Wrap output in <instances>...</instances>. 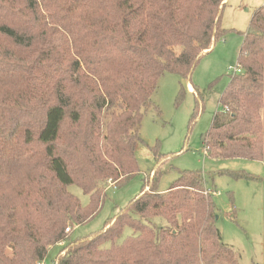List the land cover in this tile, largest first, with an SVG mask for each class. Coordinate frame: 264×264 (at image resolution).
Segmentation results:
<instances>
[{
    "label": "trees",
    "instance_id": "16d2710c",
    "mask_svg": "<svg viewBox=\"0 0 264 264\" xmlns=\"http://www.w3.org/2000/svg\"><path fill=\"white\" fill-rule=\"evenodd\" d=\"M227 4L0 0V264H45L60 244L51 264H238L197 172H182L165 193L156 172L102 231L71 238L100 211L108 181L138 172L135 149L160 78L190 82L228 32ZM238 65L204 146L213 159L263 162L264 6ZM126 228L133 234L120 241Z\"/></svg>",
    "mask_w": 264,
    "mask_h": 264
},
{
    "label": "rangeland",
    "instance_id": "374dc122",
    "mask_svg": "<svg viewBox=\"0 0 264 264\" xmlns=\"http://www.w3.org/2000/svg\"><path fill=\"white\" fill-rule=\"evenodd\" d=\"M228 2L221 15V26L228 32L194 68L189 82L193 90H189L188 82L182 88L176 74L166 73L160 78L151 106L145 111L135 149L138 172L118 186L107 182L100 211L73 231L72 240L102 231L141 194L156 172L155 189L160 193L167 192L182 172H197L204 177L208 190L217 193L213 196L217 227L223 242L237 253L238 264H264V161L221 160L205 154L204 136L222 110L220 100L234 75L231 70L238 67L253 16L264 6V0ZM68 190L83 205L88 204L89 196L78 185ZM132 234L126 228L120 241ZM60 246L50 250L45 264L52 263Z\"/></svg>",
    "mask_w": 264,
    "mask_h": 264
},
{
    "label": "built area",
    "instance_id": "2783aa9c",
    "mask_svg": "<svg viewBox=\"0 0 264 264\" xmlns=\"http://www.w3.org/2000/svg\"><path fill=\"white\" fill-rule=\"evenodd\" d=\"M231 72L234 75H239V74H241L243 72V68L238 65V67L236 69H232ZM205 154H207V151L205 152ZM216 194H217L216 192H213V195H216ZM67 232H69V229L67 230Z\"/></svg>",
    "mask_w": 264,
    "mask_h": 264
},
{
    "label": "crops",
    "instance_id": "0c3cea01",
    "mask_svg": "<svg viewBox=\"0 0 264 264\" xmlns=\"http://www.w3.org/2000/svg\"><path fill=\"white\" fill-rule=\"evenodd\" d=\"M228 1H229V0H228ZM228 3H229V2H228ZM188 85H189V88H190L189 90L192 91V90H193L192 84L189 83Z\"/></svg>",
    "mask_w": 264,
    "mask_h": 264
}]
</instances>
